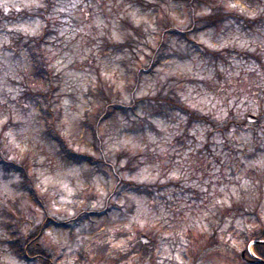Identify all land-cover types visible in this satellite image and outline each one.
<instances>
[{"label":"clouds","instance_id":"obj_1","mask_svg":"<svg viewBox=\"0 0 264 264\" xmlns=\"http://www.w3.org/2000/svg\"><path fill=\"white\" fill-rule=\"evenodd\" d=\"M0 264H264V0H0Z\"/></svg>","mask_w":264,"mask_h":264}]
</instances>
